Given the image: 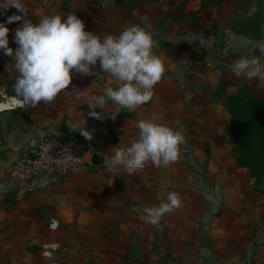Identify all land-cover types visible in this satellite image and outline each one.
Here are the masks:
<instances>
[{"label": "crops", "instance_id": "obj_1", "mask_svg": "<svg viewBox=\"0 0 264 264\" xmlns=\"http://www.w3.org/2000/svg\"><path fill=\"white\" fill-rule=\"evenodd\" d=\"M24 4V18L34 24L45 15L75 13L102 37L145 27L165 71L149 102L114 117L109 102L96 118L88 115L87 97L117 86L99 61L91 76L73 73L51 103L21 107L12 88L14 60L0 51V264H264V181L239 163L233 123L241 90L264 96V79L237 78L230 70L241 56L264 62L257 43L264 42V0ZM15 29L8 33L13 49ZM84 119L103 141L98 153L63 177L32 180L33 190L19 198L7 169L38 136L86 138L72 130ZM141 119L181 132L179 158L167 167L148 162L132 174L109 170L105 158L137 137ZM167 192L177 193L181 206L157 225L145 222L143 207L158 205Z\"/></svg>", "mask_w": 264, "mask_h": 264}, {"label": "clouds", "instance_id": "obj_2", "mask_svg": "<svg viewBox=\"0 0 264 264\" xmlns=\"http://www.w3.org/2000/svg\"><path fill=\"white\" fill-rule=\"evenodd\" d=\"M15 8L22 15L7 16L0 22V51L13 58L12 68L17 75L12 84L16 99L21 107H35L41 102L49 104L65 91L73 79V73L91 76L93 67L99 61V69L114 78L116 87L105 86L100 95L87 97L92 111L88 115L103 118L109 102L116 106L113 117L122 109L133 111L149 102L154 86L161 80L165 68L162 60L153 52V34L140 25H128L119 35H97L86 30L85 23L75 13L67 16L45 15L34 24L25 19L27 11L24 0H0V13ZM135 15V13H133ZM23 21L15 29V49L9 46L10 31L7 24ZM264 55V42H257ZM237 77L248 80L264 79V62L258 56H241L230 65ZM77 98L80 89L71 90ZM101 111H95V109ZM83 122H77L72 130L92 138V133ZM138 135L129 144L116 146L114 152L105 158L109 170L123 168L129 174L143 169L148 162L157 167H167L180 156V145L185 142L179 130L158 123L153 119L137 122ZM181 206L177 193L167 192L158 205H145L142 218L157 225L162 217Z\"/></svg>", "mask_w": 264, "mask_h": 264}, {"label": "built area", "instance_id": "obj_3", "mask_svg": "<svg viewBox=\"0 0 264 264\" xmlns=\"http://www.w3.org/2000/svg\"><path fill=\"white\" fill-rule=\"evenodd\" d=\"M14 14L10 9L0 13V22ZM19 21L7 24L10 30ZM103 141L101 138H75L68 134L61 136L41 135L35 138L32 146L8 169L10 177L17 182L16 195L21 198L33 190L30 184L39 177H63L73 168L83 164V158L97 154Z\"/></svg>", "mask_w": 264, "mask_h": 264}, {"label": "trees", "instance_id": "obj_4", "mask_svg": "<svg viewBox=\"0 0 264 264\" xmlns=\"http://www.w3.org/2000/svg\"><path fill=\"white\" fill-rule=\"evenodd\" d=\"M261 107L260 123L256 122L247 129L239 130L240 122L236 120L243 114L233 115V123L236 125L234 130L235 152L239 163L248 168L257 180L264 178V101Z\"/></svg>", "mask_w": 264, "mask_h": 264}, {"label": "rangeland", "instance_id": "obj_5", "mask_svg": "<svg viewBox=\"0 0 264 264\" xmlns=\"http://www.w3.org/2000/svg\"><path fill=\"white\" fill-rule=\"evenodd\" d=\"M239 96L240 98L236 100L235 107L237 114H243V116H238L236 120L240 122L239 130H243L250 128L256 122L260 123L259 119L262 113L260 110L262 109L264 96L254 97L248 90H241ZM259 181L263 183L264 178H260Z\"/></svg>", "mask_w": 264, "mask_h": 264}]
</instances>
